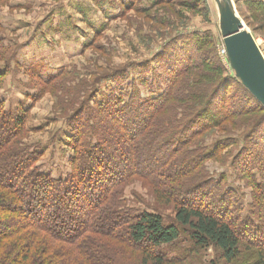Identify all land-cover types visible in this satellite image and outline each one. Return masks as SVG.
<instances>
[{
  "label": "rangeland",
  "instance_id": "374dc122",
  "mask_svg": "<svg viewBox=\"0 0 264 264\" xmlns=\"http://www.w3.org/2000/svg\"><path fill=\"white\" fill-rule=\"evenodd\" d=\"M233 1L264 54V9L259 8L264 6V0ZM251 3L258 6L252 7ZM199 37L214 41L226 77L233 76L230 63L222 56L224 40L214 0H0V71L8 69L0 83V112L29 111L24 143L37 152L42 172L54 181L69 179L70 194H99L94 192L95 184L99 177L110 174L107 160L101 156L100 161L85 166L72 163L75 153L70 139L75 129L65 117L72 118L73 109L85 102L99 115V105L107 98L120 96L119 92L127 96L137 89L142 98L151 96L152 91L159 94L162 82L178 69L177 61ZM56 78L63 81L58 89L52 83L48 85ZM61 86L73 92L64 103L62 98L68 96V91ZM113 118H104L98 129L107 125L116 130L115 121L123 120ZM232 121L236 123L237 119ZM82 122L92 127L96 124L88 117H83ZM108 133H103L104 137ZM255 138L258 134L248 135L244 127L230 122L209 133L204 142L199 141L200 149L206 147L212 152L226 146V157L206 162L210 181L203 194H174L177 200L191 203L205 199L207 208L224 207L214 201L227 195L229 216L238 230L246 233L242 234V257L233 264H255L264 249V207L256 205L260 197L264 198V149L255 143ZM92 141L94 147L99 145L96 138ZM198 150L194 145L188 152L196 154ZM111 152L117 158L111 163L114 165L122 159V153L115 149ZM154 161L158 162L156 158ZM123 200L131 210L161 214L168 224L175 221V206L159 203L147 180L138 178L127 185ZM26 218L24 211L18 212L6 232L17 229ZM106 241L100 249L99 244L90 245L87 253L90 249L106 264H144L145 246L128 249L122 238L116 241L110 237ZM61 251L67 253L62 247ZM155 254L165 257L168 264H227L219 249L195 246L187 229L178 241L162 246ZM60 261L52 264H61Z\"/></svg>",
  "mask_w": 264,
  "mask_h": 264
},
{
  "label": "trees",
  "instance_id": "16d2710c",
  "mask_svg": "<svg viewBox=\"0 0 264 264\" xmlns=\"http://www.w3.org/2000/svg\"><path fill=\"white\" fill-rule=\"evenodd\" d=\"M254 4L250 5L258 6ZM192 45L184 52V58L177 61L178 69L162 82L159 94L152 91L151 96L142 98L137 89L127 96L119 92L120 96L107 98L99 105V115L87 108L85 102L73 109L72 118L65 117L75 129L70 139L75 153L72 163L85 166L100 161L101 156L107 160L110 174L99 177L95 184L94 192L100 191L99 194H70L69 179L54 181L42 172L37 165V152L24 143L29 111L0 112V264H52L59 260L61 264H106L86 249L90 245L97 247L96 244L100 249L110 237L116 241L122 238L128 249L145 246L144 264H168L165 257L155 254L156 250L178 241L186 229L198 248L219 249L227 264L240 261L245 246L242 234L246 233L232 222L227 195L214 201L224 207L207 208L205 199L191 203L177 200L174 194L204 193L210 181L206 162L225 158L226 146L209 152L206 147L200 149L199 141L204 142L209 133L223 124L230 122L244 127L248 135L258 134L255 143L264 149V107L235 73L226 77L213 40L199 37ZM0 56L3 59L2 53ZM7 71H0V83ZM59 78L51 79L48 85L52 83L58 89L63 82ZM61 88L68 91V96L65 93L62 98L64 103L73 92ZM83 117L94 120L95 126L83 124ZM108 117H118L123 122L115 121L116 130L107 125L99 130L98 123L103 125ZM94 138L99 144L96 147ZM194 145L199 150L189 153V147ZM114 149L121 151L122 159L111 165L117 159L111 156ZM138 178L150 182L159 203L175 206V221L168 224L161 214L141 213L127 207L123 190ZM256 184L259 185L257 181ZM256 205L264 207V198L260 197ZM21 210L26 220L17 229L6 232V226ZM72 225L78 227L71 228ZM122 234L127 236L123 238ZM262 250L255 264H264Z\"/></svg>",
  "mask_w": 264,
  "mask_h": 264
},
{
  "label": "water",
  "instance_id": "95a60500",
  "mask_svg": "<svg viewBox=\"0 0 264 264\" xmlns=\"http://www.w3.org/2000/svg\"><path fill=\"white\" fill-rule=\"evenodd\" d=\"M219 27L235 76L264 107V54L238 15L233 0H214Z\"/></svg>",
  "mask_w": 264,
  "mask_h": 264
},
{
  "label": "built area",
  "instance_id": "2783aa9c",
  "mask_svg": "<svg viewBox=\"0 0 264 264\" xmlns=\"http://www.w3.org/2000/svg\"><path fill=\"white\" fill-rule=\"evenodd\" d=\"M221 52H222V56L224 57V59L228 60V52H227V49L225 47L224 41H223Z\"/></svg>",
  "mask_w": 264,
  "mask_h": 264
}]
</instances>
